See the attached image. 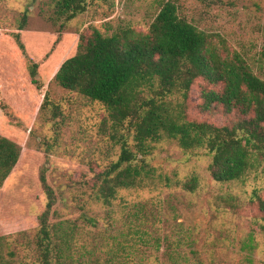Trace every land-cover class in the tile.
<instances>
[{"label":"rangeland","instance_id":"1","mask_svg":"<svg viewBox=\"0 0 264 264\" xmlns=\"http://www.w3.org/2000/svg\"><path fill=\"white\" fill-rule=\"evenodd\" d=\"M168 2L264 74V0H88L87 12L61 33L52 23L54 0H0V135L20 151L0 190V264H40L44 179L58 198L49 231L64 262L264 264V219L252 204L256 193L264 196V177L216 183L204 149L153 144L143 186L119 191L110 207L83 186L118 161L125 132L102 104L62 90L55 78L78 53L81 36L97 30L110 37L121 28L145 34ZM205 86L202 79L193 86L189 118L233 124L234 115L201 110ZM193 180L197 187L188 192L184 185Z\"/></svg>","mask_w":264,"mask_h":264},{"label":"trees","instance_id":"2","mask_svg":"<svg viewBox=\"0 0 264 264\" xmlns=\"http://www.w3.org/2000/svg\"><path fill=\"white\" fill-rule=\"evenodd\" d=\"M54 1L52 23L59 33L88 9V0ZM262 73H255L242 55L230 53L226 42H214L212 35L181 18L172 2L162 8L145 34L121 28L110 37L97 30L81 36L78 53L62 65L55 82L64 91L102 104L116 131L125 132L118 161L83 186L105 206H112L119 191L143 186L152 172L147 162L152 145L164 140L176 142L186 152L206 150L216 183H244L253 173L264 177ZM200 79L206 83L201 110L234 115L233 124L218 127L189 118L191 91ZM19 158L18 145L0 135V190ZM43 186L47 204L38 240L39 263L74 264L55 255L49 218L56 213L58 198L45 179ZM196 187V180L184 185L188 192ZM252 204L264 219V196L256 193Z\"/></svg>","mask_w":264,"mask_h":264}]
</instances>
